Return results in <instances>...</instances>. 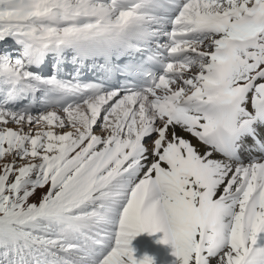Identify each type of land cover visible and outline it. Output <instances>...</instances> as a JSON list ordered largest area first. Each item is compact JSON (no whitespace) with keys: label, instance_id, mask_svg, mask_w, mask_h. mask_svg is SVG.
Instances as JSON below:
<instances>
[{"label":"snow or ice","instance_id":"1","mask_svg":"<svg viewBox=\"0 0 264 264\" xmlns=\"http://www.w3.org/2000/svg\"><path fill=\"white\" fill-rule=\"evenodd\" d=\"M264 264V0H0V264Z\"/></svg>","mask_w":264,"mask_h":264},{"label":"rangeland","instance_id":"2","mask_svg":"<svg viewBox=\"0 0 264 264\" xmlns=\"http://www.w3.org/2000/svg\"><path fill=\"white\" fill-rule=\"evenodd\" d=\"M144 234L146 236H148V239L145 238ZM144 234H141L139 235L138 237H136L135 240H133L132 242V246L133 248L135 249V255L138 253L136 251H141L143 255H145L146 253L144 252V250L146 249L149 253H151L152 255V252L153 251H156L158 256H159V243H157V239L155 237L157 236H149L147 233H144ZM148 241H151L152 242V245H153V249H150V247L148 246ZM145 250V251H146ZM151 251V252H150ZM148 254V253H147ZM150 255V254H149ZM153 256V255H152ZM136 257L138 258L139 256L136 255ZM143 256H141L142 258ZM174 260V259H173ZM173 264V263H172Z\"/></svg>","mask_w":264,"mask_h":264},{"label":"bare ground","instance_id":"3","mask_svg":"<svg viewBox=\"0 0 264 264\" xmlns=\"http://www.w3.org/2000/svg\"><path fill=\"white\" fill-rule=\"evenodd\" d=\"M162 233H157L155 236H157V237H155L156 239H157V241L162 237ZM149 246V245H148ZM146 250V249H145ZM144 250V252L147 254H150L151 255V253H149L147 250L145 251ZM136 252H138L136 255H138L139 257H138V259L139 258H141V256H143V254H142V252L140 251H136ZM151 252V251H150ZM175 260V257L172 255V249H171V246H169V245H164V244H161V243H159V260H160V262H161V264H172L173 263V261Z\"/></svg>","mask_w":264,"mask_h":264}]
</instances>
